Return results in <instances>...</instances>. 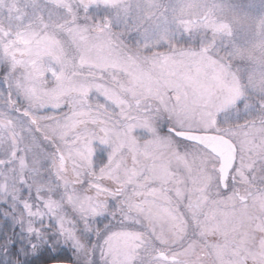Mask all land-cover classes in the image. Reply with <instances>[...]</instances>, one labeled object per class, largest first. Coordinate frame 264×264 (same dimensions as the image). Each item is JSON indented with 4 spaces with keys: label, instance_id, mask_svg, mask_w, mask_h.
<instances>
[{
    "label": "flooded vegetation",
    "instance_id": "obj_1",
    "mask_svg": "<svg viewBox=\"0 0 264 264\" xmlns=\"http://www.w3.org/2000/svg\"><path fill=\"white\" fill-rule=\"evenodd\" d=\"M122 1L123 9L116 10L112 0H41L58 21L39 30L57 46L47 43L33 52L19 34L36 20L44 22L41 14L35 18V0H0V140L6 145L0 147L1 166L17 171L23 162L27 179L37 174L55 181L59 189H78L92 208L89 215L98 232L108 235L119 228L139 235V264H264V149L245 152L225 131L229 127H203L199 120H205L198 116L190 117L189 124L182 115L173 119L161 101L136 88L119 67L89 66L72 45L75 33L105 32L120 41L128 63L144 54L131 39L140 34L132 1ZM121 13L126 29L116 30ZM27 68L39 83L38 100L25 98L17 85ZM58 82L65 85L47 98V89ZM225 114L210 120L225 119ZM254 119L257 127L264 115ZM65 120H70L64 126L69 152L62 154L45 126ZM177 133L226 139L235 149L234 159L230 163L229 145L222 140L203 145ZM28 160L35 163L31 168ZM25 183L28 191L17 189L10 197L18 211L25 198L20 193L33 204L53 196L42 181ZM162 208L171 216L170 229L163 232L161 222L156 227L151 220ZM5 214L16 215L0 197V264H24L39 257L41 248L43 255L58 253L61 258L65 249L49 228L40 230L44 241L32 233L22 248L15 245V238L24 235L18 223L10 226ZM34 217H27L32 228Z\"/></svg>",
    "mask_w": 264,
    "mask_h": 264
},
{
    "label": "rangeland",
    "instance_id": "obj_2",
    "mask_svg": "<svg viewBox=\"0 0 264 264\" xmlns=\"http://www.w3.org/2000/svg\"><path fill=\"white\" fill-rule=\"evenodd\" d=\"M121 1L112 0L116 10L123 9ZM130 1L133 4L131 14L136 15L133 21L140 31L131 39L144 54L138 59L131 57L129 62L133 64H130L124 59L125 51L118 48L119 40H110L105 32L103 36L79 32L73 35L71 42L83 61L93 67H119L129 75L136 88L141 86L145 94L161 101L173 119L182 115L189 124L192 122L190 117L198 116L205 120H199L203 127H229L225 131L232 134L241 150L253 152L264 149V121L261 120L257 127L253 122L255 117L264 115V0ZM39 14L44 22L35 19V24L19 34L33 52L47 43L57 46L39 28L43 25L48 28L58 20L42 6L41 0H35V18ZM196 18L198 20L194 23L192 19ZM124 20V13L116 17V30L126 29V22H120ZM17 85L22 87L25 98L36 100L40 95L39 83L30 68L25 70ZM64 85V82L54 84L47 89L45 96H54ZM257 112L256 116L254 113ZM219 113H226L225 119L221 117L211 122L210 118L214 119ZM69 122H51L45 126L54 134L53 141L62 154L69 152L64 144L68 136L64 126ZM175 124L179 127L185 125L182 122ZM22 130L25 134L30 133L28 128ZM33 141L36 149V141L31 138L30 142ZM4 146L0 140V147ZM29 156L32 154L27 153L26 157ZM21 163L17 171L0 164L2 204L16 213L15 216L5 214L4 217L10 219V226L18 223L24 235L15 238V245L22 248L28 243L25 237L29 238L32 233L37 240L44 241L40 230L49 228L65 249L61 257H69L71 264H97L99 261L105 264H139L141 258L138 254L143 249L138 234L119 228L112 229L108 235L105 231L98 232L96 220H91L89 215L92 208L78 189L63 185L59 189L55 181L37 174L27 179L23 174L26 164ZM28 163L29 168L35 164L31 160ZM34 167L41 169V166ZM40 181L52 188L49 192L53 196L47 197L45 203L38 201L33 204L20 192L25 198L19 211L9 202L14 192L29 190L25 182L38 185ZM156 212L159 214L151 220L156 227L161 222L163 232L170 227L171 216L165 208ZM33 216L38 218L34 217L32 228L27 217ZM51 243L52 246L57 244L55 236ZM7 263L16 264L14 261Z\"/></svg>",
    "mask_w": 264,
    "mask_h": 264
},
{
    "label": "water",
    "instance_id": "obj_3",
    "mask_svg": "<svg viewBox=\"0 0 264 264\" xmlns=\"http://www.w3.org/2000/svg\"><path fill=\"white\" fill-rule=\"evenodd\" d=\"M177 135L179 137L186 139V140L195 141V142H198V143L203 144V145H206V143L209 141L215 140V138H217L218 140H222L223 143H226L229 145V148H230L229 161H230V163L234 159L235 149H234L233 145L229 141H227L226 139H223V138H220V137L214 136V135H198V134H192V133H177ZM213 151L216 153H220V149H216ZM48 264H70V263H48Z\"/></svg>",
    "mask_w": 264,
    "mask_h": 264
},
{
    "label": "trees",
    "instance_id": "obj_4",
    "mask_svg": "<svg viewBox=\"0 0 264 264\" xmlns=\"http://www.w3.org/2000/svg\"><path fill=\"white\" fill-rule=\"evenodd\" d=\"M57 255H43V249L41 248L40 250V256L36 257L34 259H32L29 262H26L24 264H46V263H52V262H70V258L66 257V258H60L58 255V253H56ZM57 256V257H56Z\"/></svg>",
    "mask_w": 264,
    "mask_h": 264
}]
</instances>
